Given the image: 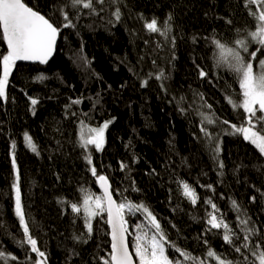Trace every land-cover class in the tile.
I'll use <instances>...</instances> for the list:
<instances>
[{"label": "trees", "instance_id": "16d2710c", "mask_svg": "<svg viewBox=\"0 0 264 264\" xmlns=\"http://www.w3.org/2000/svg\"><path fill=\"white\" fill-rule=\"evenodd\" d=\"M24 2L61 32L54 59L46 67L17 63L9 98L0 100V251L17 257L0 264H35L38 259L22 244L25 237L15 215L17 168L30 233L47 264H102L101 257L111 251L106 216L93 220L89 235L83 213L71 211L72 203L82 205L86 193L102 195L92 166L108 178L118 203L145 205L178 248L205 264H217L207 256L209 250L232 264H248L224 242L223 230L208 231L206 224L211 201L240 237L234 238L235 246L246 234L241 219L258 230L252 243L264 244V155L230 126L246 123L243 109L227 102V97L240 102L241 89L234 73L217 66L213 43L235 47L237 39L250 41L247 33L257 22L246 0H106L96 5L98 15L64 7L69 0ZM62 7L75 27H62ZM153 19L162 29L169 26V36L147 30ZM258 47L250 41L249 52L242 54L247 59ZM6 52L0 33V56ZM260 59L264 49L257 52V70ZM201 70L207 75L201 77ZM30 98L38 103L32 106ZM201 113L215 122L203 124ZM109 121L103 151L81 147L82 124L101 127ZM211 140L217 155L209 149ZM184 183L195 190V205L184 195ZM126 219L132 231L145 216L136 212ZM168 252L183 261L174 249Z\"/></svg>", "mask_w": 264, "mask_h": 264}, {"label": "snow or ice", "instance_id": "6c2138e0", "mask_svg": "<svg viewBox=\"0 0 264 264\" xmlns=\"http://www.w3.org/2000/svg\"><path fill=\"white\" fill-rule=\"evenodd\" d=\"M115 3V0H110ZM106 0H69L64 7H71L78 14L81 9L89 10V14H99L96 5H105ZM61 8L64 28H72L75 25L72 22L67 11ZM245 7L249 9V15L256 20L255 30L247 33L251 42H255L259 47L256 52H251L246 59L242 53L249 52V43L247 39H237L235 47H230L219 40L213 43L218 49L217 66H224L236 75L242 94L240 102L234 101L231 97H227V102L234 109H243L246 114V123L237 127L230 125L234 129V134H240L249 141L264 155V59L258 61V69L254 67L257 61V52L264 49V0H246ZM103 8L100 9L102 11ZM116 19L120 18L119 9L114 12ZM78 18V16L76 17ZM146 28L151 33H159L165 35L168 29H162L156 19L146 23ZM239 32V30H237ZM61 27L46 18L39 11L28 6L24 0H0V33L2 39L7 46L6 54L0 56V100L7 102L9 78L19 61H31L39 64H47L56 52L57 40L60 36ZM201 77L207 75L203 70L200 71ZM163 73L156 78L160 79ZM38 79L43 80L40 76ZM145 81V85H146ZM32 106L38 103V100L30 98ZM73 103L79 104L80 100H74ZM211 107V106H209ZM259 114V115H258ZM203 121L212 124L215 121L212 117L201 113ZM111 122H105L101 127H85L83 124L80 128L81 147L87 150L89 146L96 151H103L106 137L105 132L109 128ZM228 124V121H224ZM201 131L206 136H210L207 129L203 126ZM25 141L28 147L36 152V145L32 138L25 133ZM15 145L13 144V148ZM219 151V148L216 149ZM89 165H92L91 156L86 157ZM13 166L15 165V156L13 155ZM223 165L221 164V167ZM125 167V165H121ZM93 176L97 177L102 195L86 193L83 197L82 205L76 203L71 204V211L77 215L83 213V219L89 235L93 232V220L97 217L104 218L110 226L111 251L108 256L101 257L102 264H183V261H191V264H205L203 260L192 256L190 253L178 248L174 243L168 240L161 225L155 215L143 204H133L131 202H117L113 197V191L108 178L104 175H98L95 166L90 168ZM15 189V215L19 220V224L23 230L25 241L30 246L31 251L36 254L38 259L35 264H47L45 252L41 251L37 245V240L30 233L29 221L25 212L22 201V193L20 188L19 169H16ZM184 195L191 201L193 205L197 203L198 197L193 188L187 183L183 184ZM211 204L212 211L208 213L206 224L208 231L223 230V240L229 245H233L237 253H241L248 264H264V244L257 241L252 243L251 236L257 235L258 230L248 227V220L241 219L240 226L245 231L243 243L239 246L233 244V240L240 237L233 231L228 223L225 222L223 215L219 213L217 206ZM233 208L239 212V206L236 201H232ZM136 212L142 213L146 217L147 226L152 230L149 235L144 230V225H136V234L134 235L133 248L130 250L128 237L131 235L129 221L126 216L134 215ZM172 248L175 252L183 257V261L173 258L169 255L168 249ZM243 249V251H242ZM207 256L217 261V264H232L216 252L209 250ZM249 256L253 259L249 261ZM8 259L16 260L17 257H8L3 251H0V260Z\"/></svg>", "mask_w": 264, "mask_h": 264}, {"label": "rangeland", "instance_id": "374dc122", "mask_svg": "<svg viewBox=\"0 0 264 264\" xmlns=\"http://www.w3.org/2000/svg\"><path fill=\"white\" fill-rule=\"evenodd\" d=\"M165 27H167L168 29H169V26L168 25H165L164 27H163V29L165 28ZM169 34H170V30L169 31H167L166 32V34L164 35L165 37H167V36H169ZM202 121H203V119H202ZM203 124H207V122L206 121H203ZM110 125V124H109ZM106 132H107V130H106ZM106 132H105V137H106ZM106 144V143H105ZM105 147V146H104ZM217 144L214 142L213 143V140H211L210 141V144H209V149H210V151L214 154V155H217ZM97 152H101V151H97ZM141 224H143L145 227H144V230L145 231H147L148 233H149V235H151L152 234V230L147 226V221H146V217H145V221H142V222H140L138 225H141ZM130 231V230H129ZM130 233H131V235L130 236H132L133 237V240H134V235L136 234V229H135V227H134V229L132 230V231H130ZM133 240H132V248H133ZM133 251H134V248H133Z\"/></svg>", "mask_w": 264, "mask_h": 264}, {"label": "water", "instance_id": "95a60500", "mask_svg": "<svg viewBox=\"0 0 264 264\" xmlns=\"http://www.w3.org/2000/svg\"><path fill=\"white\" fill-rule=\"evenodd\" d=\"M59 41H60V36H59V38H58V40H57V45H56V52L53 54V56H52V58L49 60V62L47 63V64H39V63H37V62H31V61H19V62H17L18 64H20V65H39V66H41V67H46L53 59H54V57H55V55H56V53H57V47H58V44H59ZM99 188H100V186H99ZM100 190H101V188H100ZM101 193H102V190H101ZM114 197V196H113ZM114 199H115V197H114ZM108 227H109V236H110V231H111V229H110V226L108 225ZM128 240H129V247H130V250H132L131 249V246H130V239H129V237H128ZM110 243H111V236H110Z\"/></svg>", "mask_w": 264, "mask_h": 264}, {"label": "bare ground", "instance_id": "6f19581e", "mask_svg": "<svg viewBox=\"0 0 264 264\" xmlns=\"http://www.w3.org/2000/svg\"><path fill=\"white\" fill-rule=\"evenodd\" d=\"M99 184V183H98ZM115 197V196H114Z\"/></svg>", "mask_w": 264, "mask_h": 264}]
</instances>
